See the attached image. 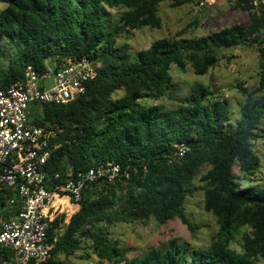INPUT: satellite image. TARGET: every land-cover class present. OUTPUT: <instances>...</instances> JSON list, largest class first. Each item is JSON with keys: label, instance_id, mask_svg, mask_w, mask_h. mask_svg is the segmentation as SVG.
I'll return each mask as SVG.
<instances>
[{"label": "trees", "instance_id": "1", "mask_svg": "<svg viewBox=\"0 0 264 264\" xmlns=\"http://www.w3.org/2000/svg\"><path fill=\"white\" fill-rule=\"evenodd\" d=\"M160 1L5 0L0 10V89L22 78L27 65L39 73L48 66L57 70L68 56L86 57L96 65L97 74L75 99L29 109L33 122L59 128L52 141L57 146L44 165L47 185L75 181L79 173L108 161L128 174L114 184L95 182L83 188L69 220L65 222L63 213L53 218L47 230L50 255L41 264H69L82 244L111 264H255V257L264 259V182L241 183L257 173L260 159L252 142L264 137V128H259L264 120V16L252 13L249 25L205 36L157 38L135 52L117 45L122 27L158 26ZM234 3L252 7L248 1ZM108 8L121 10L112 26ZM247 43L259 52L258 82L254 89L241 87L234 126H229L228 101L201 82L191 84L174 107L142 102L174 95L178 85L172 65L183 70L189 64L196 74H205L220 50ZM5 45L13 55H4ZM117 91L123 94L114 97ZM203 166V208L218 224L211 244L194 248L173 242L128 259L109 238V226L150 218L163 224L177 217L192 230L183 209ZM4 196L0 194V207ZM236 235L241 236V250L231 246Z\"/></svg>", "mask_w": 264, "mask_h": 264}, {"label": "built area", "instance_id": "2", "mask_svg": "<svg viewBox=\"0 0 264 264\" xmlns=\"http://www.w3.org/2000/svg\"><path fill=\"white\" fill-rule=\"evenodd\" d=\"M198 1L206 6L216 0ZM243 1L264 8V0ZM96 74L90 59L68 56L57 70L48 66L39 73L27 65L22 78L0 89V194L5 195L0 207V264L44 262L52 247L47 230L53 218L63 213L67 222L83 188L95 182L114 184L128 176L118 163L108 161L79 173L75 181L47 185L44 165L57 146L52 141L59 128L33 122L29 109L75 99Z\"/></svg>", "mask_w": 264, "mask_h": 264}, {"label": "rangeland", "instance_id": "3", "mask_svg": "<svg viewBox=\"0 0 264 264\" xmlns=\"http://www.w3.org/2000/svg\"><path fill=\"white\" fill-rule=\"evenodd\" d=\"M4 6L5 0H0V10ZM107 11L108 25H115L121 10L108 8ZM263 11L264 9L258 5L252 4V7L247 10L228 0H216L206 6H200L198 0L183 4H177L175 0H162L156 8L158 26H144L139 29H125L121 26L122 29L116 34V44H126L131 52H135L148 47L152 41L161 37H200L232 25H249L251 14L264 16ZM5 43L6 41H3L1 44ZM8 46L1 47L4 55H13V49ZM217 56L216 64L201 75L196 74L189 64H186L183 70L172 65V78L178 85L174 95L171 98L162 96L157 100L148 98L142 102L156 103L167 108L174 107L178 104V100L188 92L191 84L201 82L215 90L219 98L228 101L229 126H234L240 117V103L243 100L241 87L254 89L257 86L259 52L255 44L247 43L222 49ZM48 65H50L49 62ZM122 94V91H117L114 97ZM259 128H264V120ZM252 147L260 159V166L254 176L242 179L241 183L244 187L264 182V137L253 141ZM206 169L205 166L201 167L195 175L192 185L193 194L186 197L184 204L183 212L192 230L177 217L163 224L150 218L147 221L117 222L109 226V238L117 242L118 247L125 252L128 259L142 257L151 249H166L173 242H188L194 248H207L211 244L218 230V224L215 217L203 208L204 181L201 176ZM235 172H237L236 167ZM231 246L237 250L242 249L240 235L235 236ZM67 261L69 264H111L107 260L100 259L90 246L84 244ZM254 263L264 264V259L257 256Z\"/></svg>", "mask_w": 264, "mask_h": 264}]
</instances>
